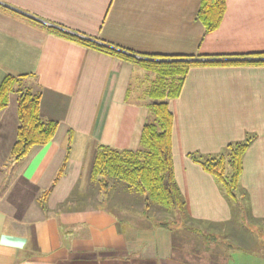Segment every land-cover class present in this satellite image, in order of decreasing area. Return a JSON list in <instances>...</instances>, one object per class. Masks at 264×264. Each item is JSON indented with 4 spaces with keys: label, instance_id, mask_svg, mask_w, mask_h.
Instances as JSON below:
<instances>
[{
    "label": "crops",
    "instance_id": "1",
    "mask_svg": "<svg viewBox=\"0 0 264 264\" xmlns=\"http://www.w3.org/2000/svg\"><path fill=\"white\" fill-rule=\"evenodd\" d=\"M199 4L0 0L27 18L134 54L264 53V0H226L219 27L209 33L196 18ZM225 59L233 60H195ZM142 71L0 11V83L5 76L24 77L22 86L39 95L41 119L56 123L48 143L14 161L10 148L16 137V102L9 106L8 101L0 112V264H260L229 255L225 242L221 254L203 253L209 250L207 241L218 242L206 239L205 246L193 234L175 238L178 234L144 216L149 207L143 195L134 199L122 182L108 180L105 188L91 182L98 145L139 148L143 125L150 119L147 93L153 79ZM167 106L173 118V175L187 223L224 236L233 219L241 221L213 177L189 154H217L251 134L255 138L243 156L240 186L247 198L245 219L264 230V66L191 68ZM48 189L42 209L38 200ZM102 191L103 202L88 203Z\"/></svg>",
    "mask_w": 264,
    "mask_h": 264
},
{
    "label": "trees",
    "instance_id": "2",
    "mask_svg": "<svg viewBox=\"0 0 264 264\" xmlns=\"http://www.w3.org/2000/svg\"><path fill=\"white\" fill-rule=\"evenodd\" d=\"M226 0H200L196 14L203 25L204 33L216 30L225 13ZM0 11L25 20L32 26L49 34L72 41L111 57L131 63L153 76L147 93L150 119L142 128L139 148L135 151L119 150L98 145L93 158L90 180L105 188L108 180L122 182L126 188L145 197V208L152 206L170 214L165 220H152L154 226L171 230L182 227L187 222L185 201L177 187L173 175L171 152V132L173 118L168 110V101L177 97L187 72L202 66H264V53L239 56H175L140 55L111 46L100 44L75 34L68 33L53 25H46L10 11L0 5ZM196 58H231L233 60L199 61ZM24 77L5 76L0 83V112L7 106L9 95L16 94L17 127L16 137L10 148L14 161L23 159L31 148L48 143L56 129L55 122H45L39 114V95L22 86ZM255 135L247 134L242 141L228 143L220 152L213 155L189 154V158L202 167L215 180L223 198L229 204L231 213L242 222L246 218L247 198L240 186L243 156L254 140ZM71 138L67 140V150ZM61 167L53 181L61 175ZM50 189L40 194L39 204L45 209V200Z\"/></svg>",
    "mask_w": 264,
    "mask_h": 264
},
{
    "label": "rangeland",
    "instance_id": "3",
    "mask_svg": "<svg viewBox=\"0 0 264 264\" xmlns=\"http://www.w3.org/2000/svg\"><path fill=\"white\" fill-rule=\"evenodd\" d=\"M143 76L146 74L145 71H142ZM150 77V75H148ZM152 77H150L151 79ZM148 79V78H146ZM146 83V81L144 82ZM148 83V82H147ZM9 106H13L16 102V94L12 93L9 95ZM94 187V185H93ZM116 195V194H115ZM105 196V194L102 193L99 194V198H93L91 197L90 200H87L88 203H95L96 202H103L105 199H102ZM125 195H123L124 197ZM134 199L138 198L137 193H133L131 195ZM105 198V197H104ZM130 198V197H129ZM101 200V201H100ZM147 216H149L152 220H165V218L170 217V214H167L166 212H163L160 210L159 207L150 206L149 210L146 212ZM240 223V224H239ZM171 231L175 232L178 235H175V238H186L185 236H190L193 234L194 236L198 237L197 239H203L202 241L205 242L206 239H213L214 241H217L218 243L212 244L211 242L207 241V245L209 246V250L205 251L203 253H215L221 254L222 248L225 249L227 246H222L223 242L227 243L229 248V255L233 254V257H237L238 260L241 258H247L248 260H257L258 263L264 264V261H259V259H262L264 257V230L260 229L257 225H255L253 222L249 221L248 219H244V222L237 221L233 219L231 224L226 227L225 233L226 235L223 236V234H219L218 232H213L215 235H208L207 233H210L209 230H206L205 234L204 232L200 231L196 228L195 225L189 224L186 222L184 227H182V233L181 229L179 228H173ZM219 235V236H217ZM219 238H217V237ZM206 246V242H205ZM259 259H258V258Z\"/></svg>",
    "mask_w": 264,
    "mask_h": 264
}]
</instances>
